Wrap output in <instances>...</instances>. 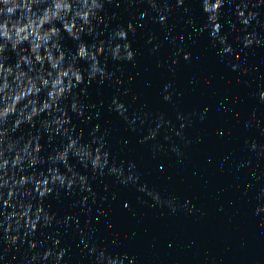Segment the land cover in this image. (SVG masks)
<instances>
[{"label":"water","instance_id":"1","mask_svg":"<svg viewBox=\"0 0 264 264\" xmlns=\"http://www.w3.org/2000/svg\"><path fill=\"white\" fill-rule=\"evenodd\" d=\"M156 2L163 12L148 0H107L105 23L98 29L107 36L132 23L136 30L128 39L135 59L109 61L111 78L86 86L79 97L84 115L71 119L85 141L96 124L101 126L96 135L107 130L108 167L114 161L125 176L135 174L137 185L154 188L162 200L173 201L176 211L131 183L118 182L107 167L103 175H93L77 165L89 177L90 190L73 187L71 193L63 189L49 195L44 204L54 221L36 233L40 247L32 250L25 240L6 259L27 264L59 234L67 249L62 264H93L85 243L135 256L137 264H264V213L256 212L264 206V100L259 97L264 91V3L244 0L258 5V15L243 26L235 9L241 0H226L221 34L234 52L221 57L220 44L204 27L202 0ZM247 33L262 43L244 47L237 36ZM233 65L239 67L233 70ZM165 85H170L167 91ZM168 92L173 95L165 101ZM114 99L128 108L127 119L114 109ZM160 116L168 123L154 139H145ZM61 139L45 136V154ZM132 163L135 168L129 169ZM248 185L251 191H245ZM5 246L0 239V251Z\"/></svg>","mask_w":264,"mask_h":264},{"label":"clouds","instance_id":"2","mask_svg":"<svg viewBox=\"0 0 264 264\" xmlns=\"http://www.w3.org/2000/svg\"><path fill=\"white\" fill-rule=\"evenodd\" d=\"M106 2L0 0V208L5 209L0 212L3 217L0 239L6 245L0 251V264H15L14 258L5 257L25 240H29L32 250L40 247L36 233L54 221L44 204L49 195L63 189L71 193L73 187L90 190L89 177L80 168L85 172L90 169L93 175H103L107 167L119 178L118 182L131 183L151 200L167 204L172 212L176 211L172 200H162L161 193L147 184L137 185L139 177L135 174L125 176L123 168L114 161L108 167L110 151L106 150L104 139L107 130L96 135L101 127L96 124L95 132L87 141L83 139V132H75L71 115H84L79 97L86 93V86L91 82L103 84L111 78L107 69L109 61L132 62L136 55L128 39L129 33L136 30L132 23L107 36L98 29V25L105 23L102 14ZM148 2L153 9L163 12L156 0ZM183 2L178 0L179 4ZM225 4L226 0H202L207 18L204 27L210 29L220 44L217 55L221 57L234 52L227 37L221 34L220 16ZM257 7L255 3L249 6L241 0L235 5L237 23L250 26L257 18ZM159 19L166 23L167 17L161 14ZM196 34H200L199 29ZM237 39L244 47L262 43L254 33L237 36ZM189 55L184 58L188 59ZM238 67L233 65V70ZM169 88L170 85H165L166 91ZM172 95L168 92L163 99L169 101ZM259 97L264 100V91ZM112 104L118 114L127 119L126 105L119 99H114ZM167 123L160 116L145 139H154L158 129ZM176 135L181 133L177 131ZM45 136L48 140L62 138L58 147L46 154ZM252 147L255 148V144ZM172 150L176 151L175 147ZM134 168V163L129 165V169ZM245 191H251V186H246ZM256 212L264 213V206H258ZM84 246L93 264H124L125 260L127 264H137L135 256L122 257L97 244L85 243ZM66 252L67 249L61 247L60 235L54 234L51 246L33 254L27 264H62Z\"/></svg>","mask_w":264,"mask_h":264}]
</instances>
